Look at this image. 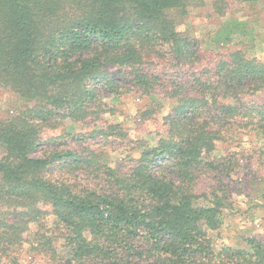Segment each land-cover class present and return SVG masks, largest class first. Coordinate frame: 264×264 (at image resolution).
Wrapping results in <instances>:
<instances>
[{"label":"trees","instance_id":"1","mask_svg":"<svg viewBox=\"0 0 264 264\" xmlns=\"http://www.w3.org/2000/svg\"><path fill=\"white\" fill-rule=\"evenodd\" d=\"M232 1L264 4L0 0V89L22 103L0 117V264H21L11 254L30 226L33 250L52 264H264V240L215 243L228 188L201 195L195 185L203 167L229 173L230 159L210 155L232 127L253 134L264 157V105L252 101L264 91L263 58L238 49L208 79L173 83L169 132L156 146L141 144L138 157L87 145L95 134L120 135L118 125L81 134L76 149L36 155L46 128L104 113L98 89L118 95L131 85L153 95L152 65L164 48L182 70L196 66L198 42L178 18L207 6L226 16Z\"/></svg>","mask_w":264,"mask_h":264},{"label":"rangeland","instance_id":"2","mask_svg":"<svg viewBox=\"0 0 264 264\" xmlns=\"http://www.w3.org/2000/svg\"><path fill=\"white\" fill-rule=\"evenodd\" d=\"M178 19L181 31L198 42L196 66L189 67L188 71L182 70L177 67V61L173 60L170 50L164 48L161 55L167 60L164 58L152 65V69L156 68L153 71L159 72V83L153 95L142 96L131 85L126 87L127 92L118 95L98 89L104 113L93 115L86 121L67 120L54 129L46 128L42 134L43 145L36 155L41 157L51 149H76V141L81 134H92L102 127L118 125L120 135L105 138L95 134L87 145L96 149L102 145L107 146L106 149L114 152L113 157L119 160L129 155L138 157L137 148L141 144L156 146L158 140L166 137L169 132L166 120L170 113L167 93L173 83L191 81L189 85H192L195 77L208 79L213 68L238 49L248 52L250 57L264 59L263 3L232 1L226 16H218L211 6H207L192 11L184 19ZM193 75H196L194 80ZM252 101L264 105V91L253 96ZM21 105L14 94L0 89V117L8 116ZM53 137L58 138L57 141L51 142ZM256 140L253 134L246 135L245 130L232 127L217 143L216 152L210 155V159L216 162L230 159V165L227 163L229 173L203 167L197 175L195 185L201 195L215 186L228 188L230 200L221 218L223 225L212 234L218 246L236 244L251 237L264 240V157L259 152ZM234 158L236 163L232 164ZM49 175L53 179L60 177L55 167ZM35 231V226H30L26 232L28 242L14 248L11 257L17 258L21 264H52L42 253L33 250Z\"/></svg>","mask_w":264,"mask_h":264}]
</instances>
